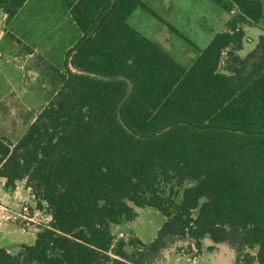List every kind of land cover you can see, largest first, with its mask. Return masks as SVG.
Listing matches in <instances>:
<instances>
[{
  "label": "trees",
  "instance_id": "obj_1",
  "mask_svg": "<svg viewBox=\"0 0 264 264\" xmlns=\"http://www.w3.org/2000/svg\"><path fill=\"white\" fill-rule=\"evenodd\" d=\"M212 1L235 16L189 67L129 24L155 14L145 0L66 1L80 38L60 88L16 143L0 136V187L25 182L51 222L15 255L0 247V264H167L186 242L254 249L243 263L264 264V37L242 58L239 28L260 23L264 2ZM27 2L0 11L10 20ZM146 208L164 217L155 240L117 241Z\"/></svg>",
  "mask_w": 264,
  "mask_h": 264
},
{
  "label": "rangeland",
  "instance_id": "obj_2",
  "mask_svg": "<svg viewBox=\"0 0 264 264\" xmlns=\"http://www.w3.org/2000/svg\"><path fill=\"white\" fill-rule=\"evenodd\" d=\"M67 0H28L14 18L0 11V136L16 143L28 126L52 100L60 88V76L65 72L68 52L79 41L80 34L71 21ZM264 2V0H260ZM155 13L138 9L129 24L158 43L176 62L189 67L211 40L228 30L235 10L225 12L212 0H145ZM245 33L246 58L264 37V16L258 24L239 26ZM248 40V42H247ZM0 187L2 205L14 208V200ZM19 205L31 204L29 194L19 196ZM40 219V216H37ZM164 222L161 212L146 208L137 218L113 229L117 241L134 239L152 243ZM14 232L15 245L10 254H17L18 246L35 244L37 228L23 229L12 222H0V234ZM181 247L182 251L176 249ZM20 250V249H19ZM132 253L133 250L128 248ZM257 250L237 253L228 244H220L212 252L205 243L201 250L178 243L165 254L167 264H244L246 254L255 256ZM154 264H164L156 261Z\"/></svg>",
  "mask_w": 264,
  "mask_h": 264
},
{
  "label": "crops",
  "instance_id": "obj_3",
  "mask_svg": "<svg viewBox=\"0 0 264 264\" xmlns=\"http://www.w3.org/2000/svg\"><path fill=\"white\" fill-rule=\"evenodd\" d=\"M3 184H5V181L3 180L2 181V185ZM22 193H24V194H29L30 195V200H31V202L33 203V195H32V193H31V190L29 189V188H26V186H25V182H21V183H19L18 185H17V188H16V190H15V192L13 193V194H9L8 195V197H11V199L12 200H14V203H13V206L12 207H14V208H10V209H15V210H19V208L22 206H20L19 205V196L22 194ZM0 205H2L1 204V202H0ZM23 205H28L31 209H35V205H34V203H33V205L34 206H32L31 204H28V203H23ZM4 206V205H3ZM37 216H40V219H49V217L50 216H48L47 214H45V213H43V212H41L39 215H36L35 216V220L36 221H38V220H40V219H38V217ZM15 226H17V227H19V228H23V229H25V230H27V229H30V228H32V227H36L37 228V233H38V231H39V228L40 227H43L42 225H39L38 223H30L29 224V226H27V227H22V226H20V225H18V224H15ZM14 232H6L5 234H0V247H2V248H4V249H6L7 251H8V253L10 254L11 253V249H12V247H14V245H15V241H14V234H13ZM14 238V239H13ZM141 242H143V241H141ZM143 244H145V243H143ZM22 246V245H21ZM21 246H18V249L16 250V251H20L21 250ZM20 249V250H19ZM12 255H15V254H12ZM168 259H169V256L167 257ZM167 259V260H168Z\"/></svg>",
  "mask_w": 264,
  "mask_h": 264
},
{
  "label": "built area",
  "instance_id": "obj_4",
  "mask_svg": "<svg viewBox=\"0 0 264 264\" xmlns=\"http://www.w3.org/2000/svg\"><path fill=\"white\" fill-rule=\"evenodd\" d=\"M40 213L36 209H31L28 205H22L19 210L0 205V222H12L22 227H27L30 223H38L43 227H49L51 217L49 219L35 220V216Z\"/></svg>",
  "mask_w": 264,
  "mask_h": 264
},
{
  "label": "water",
  "instance_id": "obj_5",
  "mask_svg": "<svg viewBox=\"0 0 264 264\" xmlns=\"http://www.w3.org/2000/svg\"><path fill=\"white\" fill-rule=\"evenodd\" d=\"M180 124H183V122L175 123V124L172 125V126L180 125ZM172 126H170L169 128H171ZM191 126L197 128V129H210V128H212V129H226V128H224V127H217V126H216V127H212V125H205V126H194V125H191ZM169 128L167 127V128H165L164 130H162L161 132H164L165 130H167V129H169ZM229 130H231V131H235V130H232V129H229ZM161 132H159V133H161ZM159 133L153 134V135H151L150 137L155 136V135H157V134H159ZM235 133H240V132H239V131H235ZM247 133H250V132H247ZM258 134L263 135L264 133H258Z\"/></svg>",
  "mask_w": 264,
  "mask_h": 264
}]
</instances>
